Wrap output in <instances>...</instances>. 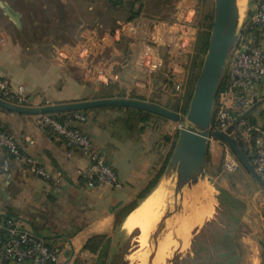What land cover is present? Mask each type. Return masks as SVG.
Listing matches in <instances>:
<instances>
[{"label":"crops","instance_id":"0c3cea01","mask_svg":"<svg viewBox=\"0 0 264 264\" xmlns=\"http://www.w3.org/2000/svg\"><path fill=\"white\" fill-rule=\"evenodd\" d=\"M47 1L0 0V76L8 79L12 88L24 87L28 106L130 98L169 110L186 103L189 88H193L192 80H188L187 57L195 31L191 19L196 0H176L170 12L163 7L149 10L132 21L118 23L112 30L86 27L80 21L70 35L65 34L68 38L64 41L46 37L49 31L40 38L32 36V28L44 24L39 12H45ZM56 2L60 8H67L68 0ZM71 15H78L76 7ZM51 26L57 27L55 23ZM186 37L191 42L185 44ZM261 90L264 92V83ZM95 109L81 110L86 121L76 125L90 136L95 148L105 153L116 172L118 185L86 188L78 170H86L89 162L77 148L39 126L37 115L0 108V122L14 136L20 150L33 156L47 171L61 172L57 180L43 179L14 165L10 171L0 172V215L10 214L20 219L25 228L54 241L58 247L55 264H110L114 244L136 229L127 232L130 220H137L141 228L139 237L146 241L139 255L143 264H149L144 253L151 252L152 245L145 230L152 220H159L164 207L166 198L161 204L160 201L166 189L157 182L173 150L175 135L168 132L166 139H160L154 129L136 117L137 124H131L133 117L128 116L125 107ZM219 143H211L208 168L217 161ZM5 156L0 147V160ZM213 217L214 210L209 220L193 230L199 232ZM181 229L189 238L178 250L187 247L193 231L186 225ZM256 231L257 240L246 239L244 233L238 240L253 246L257 255L261 248L264 260V225ZM94 236L102 238L93 242L91 248L85 247ZM160 238L154 240L153 246L159 252L163 251ZM0 264L31 263L0 260Z\"/></svg>","mask_w":264,"mask_h":264},{"label":"built area","instance_id":"2783aa9c","mask_svg":"<svg viewBox=\"0 0 264 264\" xmlns=\"http://www.w3.org/2000/svg\"><path fill=\"white\" fill-rule=\"evenodd\" d=\"M234 34L235 41L211 110L208 142L221 141L213 135L214 131L229 136L264 182V107H261L264 102L261 90L264 83V0H248V11L243 17L239 15ZM0 99L19 106L29 105L24 87L12 88L9 80L1 76ZM84 121V111H73L61 119L53 114L37 115L39 126L59 136L68 146L77 148L88 160V168L78 170L86 188L118 185L116 172L105 153L95 148L90 136L77 127L78 122ZM221 144L224 169L235 170L237 161L232 149L225 142ZM0 147L6 152V157L0 161V172H8L14 165L43 179L61 177L60 171L51 173L33 156L24 154L1 122ZM57 253L54 241L25 228L20 219H0L1 261L55 264Z\"/></svg>","mask_w":264,"mask_h":264},{"label":"rangeland","instance_id":"374dc122","mask_svg":"<svg viewBox=\"0 0 264 264\" xmlns=\"http://www.w3.org/2000/svg\"><path fill=\"white\" fill-rule=\"evenodd\" d=\"M166 1L167 3L163 7V9H166L167 12H170V9L172 8L176 0H166ZM238 1L240 6L239 14L240 17H243L248 11V6L246 5V0H238ZM81 2L82 0H68L67 8L62 9L58 6L56 0H48L47 1L48 7L45 10V12L44 13L39 12V16L43 17L41 21L44 24H42L38 28H32L33 35L30 34L29 36L30 37L34 36V38H40L42 34L49 31L50 34H46V37L51 36V39H54L56 41H64L65 39L68 38V36L67 35L65 36V34L70 35V30L73 29L72 25L65 26V18L70 17L73 8L76 7L77 9H79L81 6ZM193 9H194V15L191 14L192 15L191 20L193 26L195 27V31L193 34L192 42L188 37H186L187 42L185 38L183 39V42L185 44H187L189 41L191 42L190 47L188 49L189 51L187 57L188 60L187 63L189 64L188 80L189 81L192 80V83L194 85V82L196 80L204 56L203 54L201 57L199 68L194 69L190 64L193 56L194 44L196 42L198 33L204 30H207V32L209 33L212 23V17H213L214 1L196 0ZM144 11H146L147 13L149 12L148 9H145ZM31 12L37 16V12L35 10ZM47 18L50 20L49 23ZM52 18H56V20L58 21L62 20L63 24H60L56 28L52 27L51 24L54 21V19ZM262 43H263L262 47L264 48V40ZM186 53L187 52H185V54ZM184 61H186V57L184 58ZM191 88L192 87L189 88V92H192L193 88L192 89ZM189 100L190 99L186 100V103L183 104L182 107L177 106L175 108L173 107L168 108L170 111L179 115L178 120H171L170 118H165L158 114L151 113L146 119L142 120L143 121L142 123L147 124L149 129H154L156 134L160 137V139H166V136H168L167 135L168 132H171L174 135H176L181 125L188 124V121L186 120V112L188 109ZM130 122L132 124L134 122V118ZM135 124H137V121L133 123V125ZM116 128L114 127V130H116ZM115 132L118 133L117 130ZM221 143L224 144V142ZM221 143H219L220 148L217 149L218 157L216 163L208 168V164L206 161L205 177L204 179H199L198 181V182H204L203 184L200 185V187L204 188L206 191L203 193V196L201 198L198 197L195 191L187 192L189 189L185 187L183 189L184 190L183 192L186 193V196L184 198V205L182 206L181 209L180 206L181 201L178 198H176L175 200L173 197L174 182L172 180V182L171 181L170 183L166 182L163 185V187L166 189V192L162 200L160 201V204L161 202H163L164 198H166L167 194L171 193L170 197L168 198L169 202L172 200L175 203L176 201L177 205L179 206L177 212H180L176 222V228L181 224V225H186V228H189V230H193L197 228L201 223L209 220V216L211 217L213 216V210H214V218L212 220L216 218L218 222L220 220L225 219L230 214H232L235 217H238L239 219V222L237 223L238 229L237 232L235 233L236 235H238L239 240L242 233L245 234L246 239L257 240L258 235L256 230L258 227L259 229H261L262 226L264 225V188L251 176V174L248 172L245 166L240 163L239 161L240 159L233 152V150L231 153L234 159H236L237 161V167L235 170H231V171L224 169L223 167L224 151ZM210 146L211 144L208 142V152L211 155L212 151H209ZM207 157H208V153H207ZM168 160H166L164 163V170L166 168ZM170 174L171 177L175 176V173L171 172ZM163 175H164V171L162 177L160 178L162 181H164ZM159 181L157 182V184L159 183ZM224 191L227 194L224 193ZM229 194L234 198L238 199L239 204L242 205L241 209L236 210L231 208L228 210V206L226 205V202L228 201L227 196ZM143 203H141V206ZM169 205L167 203L165 205L164 210L162 209L163 210L162 215L165 212L168 213L169 211H172L174 207L173 208L170 207L169 209ZM158 210H159V206L156 208L155 211L157 212ZM168 217H166L165 221H167ZM174 218H175V213H174ZM134 221L135 220L132 221V219L130 220L129 225L127 226V232L131 231L134 228L136 229H134L130 234H128V236H125L120 240L116 241L117 243L114 244L111 250L110 264H143V260L142 258H140L139 255V246L136 241V238H138L140 235L141 228L137 225L136 223L137 220L135 221V223ZM158 221L156 222V225ZM156 228L157 227H155L154 230L152 229L153 230L152 235L153 233L155 235L154 239H152V235L150 237L151 242L153 240L152 247L155 245L154 244L156 241L155 238L159 235L158 233H156ZM252 230L253 231L255 230L253 234H252ZM258 232L260 233L259 230ZM197 234L198 231L193 230L187 247L182 248L181 250H173L172 252H170L169 256L161 264H176L175 263L176 260L183 259L187 255H191L190 252L191 241L192 238ZM239 244H240V249L238 251L240 256L238 258V264L263 263L264 260L263 257L261 256V248L259 251V255H257L256 251H254L253 246L249 247L246 241L245 242L239 241Z\"/></svg>","mask_w":264,"mask_h":264},{"label":"water","instance_id":"95a60500","mask_svg":"<svg viewBox=\"0 0 264 264\" xmlns=\"http://www.w3.org/2000/svg\"><path fill=\"white\" fill-rule=\"evenodd\" d=\"M214 9L207 45L199 72L193 85L186 112L188 124L179 127L175 145L164 170V177L175 173L173 197L182 194L184 185L190 188L199 179H204L208 153V135L211 110L221 84L226 61L235 41V28L239 18L237 0H213ZM102 107H130L155 113L171 120L179 115L149 102L130 98H103L70 101L57 104L19 106L0 99V108L22 114H56ZM213 135L225 142L238 156L251 176L264 188V182L254 171L248 159L237 144L226 134L214 131ZM179 209L174 208L166 217Z\"/></svg>","mask_w":264,"mask_h":264},{"label":"trees","instance_id":"16d2710c","mask_svg":"<svg viewBox=\"0 0 264 264\" xmlns=\"http://www.w3.org/2000/svg\"><path fill=\"white\" fill-rule=\"evenodd\" d=\"M151 1L152 0H150L149 3H146V0H82V7L80 6V8L77 9L78 15L75 17L71 15L70 17L65 18V26L72 25L74 28V26L78 25V22L81 21L86 27L110 28L112 30L116 28L120 22H129L137 18L140 14L146 12L144 11L145 9L152 11L158 10L164 7L167 3L166 0ZM53 19V23H55L56 26L63 24L62 20L58 21L56 18ZM36 21L38 22L39 19H36ZM39 23L41 24V21H39ZM71 31L72 30H70V33ZM207 38V30L201 31L197 35L196 42L194 44L193 56L190 62L194 69L199 68L201 57L206 49ZM190 97L191 92H189L188 99H190ZM125 110L127 111L128 116L130 118L133 117L134 119L138 118L144 120L151 114V112L130 107H125ZM72 112L73 111L56 113L53 115L61 119ZM129 117L126 121H129ZM46 131L53 134L50 130ZM176 138L177 134L175 135L173 147L175 145ZM240 163L243 164L241 161ZM159 175L156 176L154 182L148 185L145 192L149 191V189L154 185ZM224 193L226 192L224 191ZM143 195L144 194L140 195V198L143 197ZM227 200L226 205L228 206V210L231 208L236 210L242 208L238 199L234 198L230 194L227 196ZM11 217L14 216L10 214L0 215V219L3 220H7ZM215 220L216 218L208 221L198 234L192 238L190 247L191 255H187L183 259L176 260V264H238V258L240 256L238 250L240 249V244L238 242V235L235 233L238 229V217L230 214L219 222ZM100 238H102V236L92 237L86 242L85 247L91 248V244H94Z\"/></svg>","mask_w":264,"mask_h":264},{"label":"bare ground","instance_id":"6f19581e","mask_svg":"<svg viewBox=\"0 0 264 264\" xmlns=\"http://www.w3.org/2000/svg\"><path fill=\"white\" fill-rule=\"evenodd\" d=\"M237 5H238V9H239V13H240V6H239V1L237 0ZM164 177V176H163ZM174 182V177H164V181H162L160 179L159 181V184L161 186H163L166 182L170 183V181ZM202 183L201 182H198L197 184H194L193 186H191L190 188L188 187V185H184V187L182 188V194H178V196L176 198H178L180 201H181V209H182V206L184 205V198L186 196V193H184L183 189L185 187H187L189 190L187 192H196V195H198V197H202L203 196V188L200 187ZM170 194H167L166 196V200H165V203H164V207H163V210L165 208V205L168 203H170L169 205V209L170 207H174V202L171 200L169 202V197H170ZM167 202V203H166ZM168 209V211H169ZM163 210H161V214H160V217H159V223H158V226L156 228V233L160 234L162 232V234H160V236L158 235L155 240L157 238H160V242L163 243V251L159 252L157 250H153L154 248L151 246V252L150 250L149 251H145L144 253V256L145 257H149L150 259V263L149 264H161L170 254V252H172L173 250H178V247L182 244L186 245L187 242H188V239L189 237H186V235H183L182 234V225L180 224L177 228H176V222H177V219L179 217V213L180 212H175V218H174V213L171 214L167 221L165 222V219H166V214L167 212H165L163 215ZM173 210V209H172ZM162 215V216H161ZM158 221V218L154 219L146 228L145 230V237L148 238L151 242V235H152V232H153V228L155 229V225H156V222ZM165 223V225H164ZM164 226V228H163ZM163 229V231H162ZM178 229V230H177ZM160 232V233H159ZM154 233L152 235V239H154ZM191 237V236H190ZM181 240V241H180ZM136 241L140 243V246H139V251L141 249L144 248L145 244H146V241L143 240V239H140V237L136 238ZM180 241V242H179ZM190 241V240H189ZM153 242V240H152ZM152 242H151V245H152ZM155 244V243H154ZM172 244H173V250H171V247H172ZM155 247V245H154ZM138 248V247H137ZM165 258V259H163Z\"/></svg>","mask_w":264,"mask_h":264}]
</instances>
